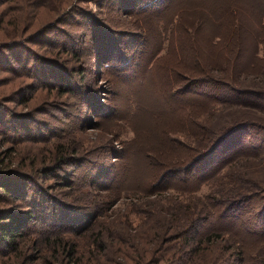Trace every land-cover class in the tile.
<instances>
[{
    "label": "rangeland",
    "instance_id": "1",
    "mask_svg": "<svg viewBox=\"0 0 264 264\" xmlns=\"http://www.w3.org/2000/svg\"><path fill=\"white\" fill-rule=\"evenodd\" d=\"M262 16L264 0L0 5V178L22 174L5 180L19 195H0V210L32 213L13 247L0 241V264H75L77 257L79 264H131L137 256L151 264L163 254L155 237L168 236L156 213L181 221L204 213L205 195L228 188L219 178L230 168L261 169L263 160L249 158L220 173L211 160L187 181L159 178L204 150L205 129H217L227 113L200 95L217 91L186 79L202 68L220 78L218 70L229 74L234 62L247 87L264 82L252 66L264 41L251 39H264ZM256 209L211 218L205 232L222 238L201 252L200 264H252L263 254L264 238L244 233ZM55 237L64 245L47 242ZM232 240L242 243L240 258Z\"/></svg>",
    "mask_w": 264,
    "mask_h": 264
},
{
    "label": "trees",
    "instance_id": "2",
    "mask_svg": "<svg viewBox=\"0 0 264 264\" xmlns=\"http://www.w3.org/2000/svg\"><path fill=\"white\" fill-rule=\"evenodd\" d=\"M9 1L11 0H5L6 3ZM5 2H1L0 5ZM257 24L260 26L261 31L264 30V16L260 17ZM19 28L20 26L16 24L13 27L18 35H20ZM251 39L254 43L264 41L262 38H259L258 41L256 36L251 37ZM238 49L240 50V47L237 48V55L239 54ZM252 62V66L260 67L264 74V54L258 56L254 51ZM232 64L233 67L228 70L229 74L226 73L225 66H222V70H218L223 73L220 78H215L209 73L210 69H216L209 68L204 72L202 68L199 76L193 77L191 81H189V78L186 79V82H192L191 85L196 83L205 89L217 91L218 94L215 96L206 92H202L200 95L212 97L215 103L225 107L224 110L227 113L222 114V124L217 129L211 131L205 129V149H200V153L196 152L198 154L192 156L179 167L165 168L159 176V178L162 177L161 180L166 176L171 177V175L179 176L182 174L179 180L187 181L194 174L193 170L199 168L203 162L208 164L211 160L213 161L209 168L217 166L216 170L220 173L225 166H232L240 159L252 158L264 161V82L254 83L257 88L247 87L241 80L240 73H237L238 70H235L234 62ZM59 82L64 85L61 79ZM188 91L191 92L192 88ZM193 92H196V90ZM252 133L253 136H251ZM245 135H248V138H253L245 140L242 138ZM216 155H219L218 158H215ZM59 157L61 158H56L58 164L65 156L62 154ZM17 175L22 174H17L15 171L4 172V178H0L1 197L8 199L18 197L17 190H14L13 186L5 181L7 178L14 181V179H17ZM219 180H222L220 184H226L228 188H221L220 186L217 193L210 192L205 195L204 204L206 209L204 213L202 211L198 212L182 221L168 212L155 214V224H158V227L162 225L168 236L158 237V239L155 237V243L160 248V254L161 251H163V254L156 259H152L151 264H200L199 255L203 254L201 252L212 249L216 239L222 238L220 234H216L212 230L205 232L207 228L204 229V226L207 223H213L211 218L220 221L225 216L240 212L248 206L257 207V209L254 213L251 212L250 217H247L245 223L247 231L244 233L250 232L255 236L264 238V166L261 169L252 170L238 168L231 170L230 168ZM30 217H32V213L28 211L26 214H16L13 209H1L0 241L13 247L17 238L22 235L24 222L29 221ZM96 239L98 240L99 236ZM47 242L56 247L64 245L56 237L47 240ZM232 242L237 245L236 258H240L244 251L242 243L236 240H232ZM116 245L121 246V242L118 241ZM168 253H172V255L165 259ZM255 257L257 259L253 258L254 262L252 264H264V253ZM76 259L75 264H79L81 259L79 257ZM106 261L108 262V259ZM109 263L112 264L113 262L109 261ZM115 264H119V261H115ZM122 264H125V262H122ZM131 264L144 263L143 259L137 256ZM207 264L218 263L211 260L207 261ZM240 264L244 263L240 260Z\"/></svg>",
    "mask_w": 264,
    "mask_h": 264
}]
</instances>
